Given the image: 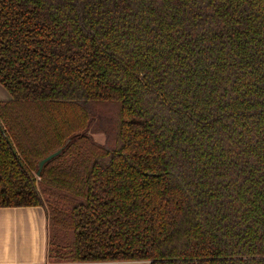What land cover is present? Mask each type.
Listing matches in <instances>:
<instances>
[{"label": "trees", "instance_id": "1", "mask_svg": "<svg viewBox=\"0 0 264 264\" xmlns=\"http://www.w3.org/2000/svg\"><path fill=\"white\" fill-rule=\"evenodd\" d=\"M0 85L49 262L264 264V0H0Z\"/></svg>", "mask_w": 264, "mask_h": 264}, {"label": "crops", "instance_id": "2", "mask_svg": "<svg viewBox=\"0 0 264 264\" xmlns=\"http://www.w3.org/2000/svg\"><path fill=\"white\" fill-rule=\"evenodd\" d=\"M46 251L47 216L42 206L0 207V264H150L146 260L49 262Z\"/></svg>", "mask_w": 264, "mask_h": 264}, {"label": "water", "instance_id": "3", "mask_svg": "<svg viewBox=\"0 0 264 264\" xmlns=\"http://www.w3.org/2000/svg\"><path fill=\"white\" fill-rule=\"evenodd\" d=\"M0 130H1V132H3L2 129H0ZM59 151H60V148L57 149V150H55L54 152H51V153L47 154L46 156H44L43 158H41L40 160H38L36 174H38L40 172V170H41L42 165L44 164V162H46L47 160H49L53 156L57 155L59 153Z\"/></svg>", "mask_w": 264, "mask_h": 264}, {"label": "rangeland", "instance_id": "4", "mask_svg": "<svg viewBox=\"0 0 264 264\" xmlns=\"http://www.w3.org/2000/svg\"><path fill=\"white\" fill-rule=\"evenodd\" d=\"M7 97V92L4 90V88L0 85V99H4ZM99 137V136H98Z\"/></svg>", "mask_w": 264, "mask_h": 264}]
</instances>
